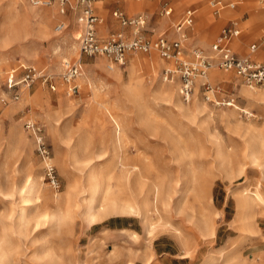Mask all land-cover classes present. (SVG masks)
I'll return each mask as SVG.
<instances>
[{
    "label": "rangeland",
    "instance_id": "374dc122",
    "mask_svg": "<svg viewBox=\"0 0 264 264\" xmlns=\"http://www.w3.org/2000/svg\"><path fill=\"white\" fill-rule=\"evenodd\" d=\"M131 1L144 4L151 21L171 3L173 16L158 32L169 37L184 10L196 8L194 31L213 34L206 42L188 40L205 48L229 21L264 12V0ZM60 10L58 0H0V264H264V89L211 70L207 81L217 91L206 93L197 80L184 102L176 80L163 81L174 62L155 51L130 53L108 70L106 59L79 53L78 0ZM111 12L98 13L102 38L121 32L117 22L102 29ZM238 27L231 47L248 55L264 36V22ZM252 58L264 61V54ZM79 59V91L71 95L59 77L62 60ZM27 67L51 76L56 90L36 80L20 86L12 102L6 76L15 71L19 80ZM230 99L233 106H222ZM28 121L43 130L58 191L44 179ZM158 197L159 212L150 219L146 210ZM201 222L213 235L201 236Z\"/></svg>",
    "mask_w": 264,
    "mask_h": 264
},
{
    "label": "built area",
    "instance_id": "2783aa9c",
    "mask_svg": "<svg viewBox=\"0 0 264 264\" xmlns=\"http://www.w3.org/2000/svg\"><path fill=\"white\" fill-rule=\"evenodd\" d=\"M58 1L61 7L60 12L64 13L67 0ZM94 2L95 0H78L80 6L78 22L83 28L82 33L77 38L79 53L87 57L106 59L108 70L124 64L127 55L130 53L155 51L162 60L174 62V69L165 68L163 70V81L173 83L176 80L178 94L184 102H189L192 99L197 80L202 81L201 86L206 93L217 91L207 81L208 73L211 70L233 73L240 83L248 89H264V61L252 58V55L258 50L264 54V36L259 44L254 43L249 46L248 55H240L231 47L233 40L240 36V30L235 24L226 25L221 29L208 51L200 48L187 50L184 31L193 24L194 13L188 9L178 22L172 26L174 37H168L165 33H161L155 39H149L146 36L148 23L146 14L127 17L122 12L114 11L112 17L119 22L120 26L128 28L129 33L121 31L102 38L97 30L98 25L102 23V19L94 13ZM38 4L49 5L50 2H38ZM170 13L171 10L164 6L162 14L169 16ZM61 30L62 26L58 25L57 31ZM14 73L15 71L8 72L5 81V88L10 92L9 100L12 102L19 100L20 86L29 89L36 80H41L51 91L56 90L52 77L34 67L24 68V75L19 80L15 78ZM81 74L82 65L80 60L62 62V71L59 77L67 92L71 95H76L79 91L76 80L81 77ZM2 102L7 103L6 100ZM233 103L234 100L230 99L222 106H233ZM24 127L29 136L34 139L35 153L43 164L44 179L54 191H58L60 182L42 128L32 121L26 122Z\"/></svg>",
    "mask_w": 264,
    "mask_h": 264
},
{
    "label": "crops",
    "instance_id": "0c3cea01",
    "mask_svg": "<svg viewBox=\"0 0 264 264\" xmlns=\"http://www.w3.org/2000/svg\"><path fill=\"white\" fill-rule=\"evenodd\" d=\"M139 1H141V0H136V2L138 3ZM144 1H153V0H144ZM132 1L131 0H95V2L93 3V9H94V13L97 15V16H99L98 15V13L99 12H101V13H104V12H106V14H108L109 15V12H111L112 10V12H114V11H119V12H122L125 16H127V17H129L128 15H131V14H133V13H135V12H137V11H140V10H144L143 12H141V13H138V14H136V15H134V16H137V15H140V14H146L147 16H148V23H147V27H146V36L149 38V36L147 35V33H152L153 35H155L156 33H158V32H160V29L162 28V25H163V23H164V19H169V18H171L172 16H173V13H174V9H173V6H172V4L171 3H169V2H166V3H164L163 4V6H162V8H161V10L159 11V13H158V16H159V18L157 17H154V19H153V21H151V15L146 11V6L144 5V4H134L133 6H132V4H131V6H130V3H131ZM97 4H99L98 6H95V5H97ZM182 4V3H181ZM148 5V4H147ZM179 5V4H178ZM215 5L216 6H220L221 8H223L224 7V5H222V1H217V2H215ZM164 6H166V8H169L170 10H171V13H170V15L169 16H165V15H163L162 14V10H163V7ZM225 6H227V7H229L230 9H233L234 7H235V5L234 4H227V5H225ZM131 7V8H130ZM188 9H190V10H192L194 13H193V24L190 26V27H188V28H186L185 29V31H184V33H185V35H186V49L188 50V49H190V48H200V49H203V50H205V51H208L209 50V47H210V45L213 43V41L215 40H213L206 48L205 47H203V46H199V45H197V44H195V43H201V42H206L207 40H209L210 38H211V36H212V34H213V29H210V30H207V31H205V32H203V33H201L200 35L199 34H196V32L194 31V28H193V26H194V23H195V15H196V13H197V9L196 8H187V9H185L184 10V12L186 11V10H188ZM112 12H111V16H112ZM184 12H183V14H184ZM183 14L181 15V17L183 16ZM79 17H80V11H79V14H78V19H79ZM100 17V16H99ZM130 17H133V16H130ZM180 17V18H181ZM101 18V17H100ZM113 18V17H112ZM78 19H77V22H78ZM102 19V18H101ZM248 21H252L253 22V25L255 26L254 28L256 29V28H258L261 24H263V22H264V12H262L261 14H256V15H254V16H250V15H246L243 19H241V21L240 22H242V23H245V22H248ZM102 22H103V19H102ZM116 22L119 24V22L116 20V19H114L113 18V20L110 18V16L109 17H107V23H105L106 25L102 28L103 30H105V32H109V30L110 29H113V28H117V24H116ZM178 22V21H177ZM240 22H237V21H235V20H233V21H229L226 25H232V24H235L236 25V27L239 29V23ZM79 23V22H78ZM259 23H260V25H259ZM80 24V23H79ZM81 25V24H80ZM120 25V24H119ZM225 25V26H226ZM100 26V25H99ZM122 29H121V31H124V32H126V33H128L129 32V29L128 28H123L122 26H120ZM224 27V26H223ZM240 30V29H239ZM162 33V32H161ZM161 33H158L157 34V36L159 35V34H161ZM172 33H173V29H172ZM240 33H241V30H240ZM195 34V35H194ZM152 35V36H153ZM190 35L192 36V37H190ZM197 35V36H196ZM219 35V34H218ZM156 36V37H157ZM169 37V36H168ZM170 37H174L173 35L172 36H170ZM195 38L196 40L194 41L195 43H190L189 42V40L188 39H192V38ZM263 37V36H262ZM261 37V38H262ZM261 38H260V40H261ZM150 39V38H149ZM260 40H259V42H260ZM200 41V42H199ZM259 42H254V43H257V44H259ZM233 43V42H232ZM254 43H252V44H254ZM232 45V44H231ZM251 45V44H250ZM249 45V46H250ZM249 46H248V49H249ZM248 52H249V50H248ZM80 60V59H79ZM209 74V73H208ZM115 78H117V77H115ZM211 78H213V75H211ZM220 79H217V81H219Z\"/></svg>",
    "mask_w": 264,
    "mask_h": 264
},
{
    "label": "bare ground",
    "instance_id": "6f19581e",
    "mask_svg": "<svg viewBox=\"0 0 264 264\" xmlns=\"http://www.w3.org/2000/svg\"><path fill=\"white\" fill-rule=\"evenodd\" d=\"M134 5V4H133ZM52 12L54 13V10H52ZM103 24V22L100 24V25H102ZM77 40V39H76ZM64 61H66V60H64ZM63 60H62V62H64ZM135 63V62H134ZM114 69H116V67H114L112 70H114ZM115 75H117V74H115ZM81 77H82V74H81ZM92 112H95L97 109H96V107L95 106H92ZM108 111V110H107ZM108 114H109V116H110V118H112V120H114V126H115V128H116V130H117V128H118V123L115 121V118H114V116L110 113V111H108ZM227 156V155H226ZM226 158V157H225ZM229 159V158H228ZM254 159V158H253ZM253 159H250V160H252V161H250L251 163L252 162H254L253 161ZM226 160H227V158H226ZM242 168V167H241ZM140 173V177H142V179H143V175H142V171H140L139 172ZM241 173V172H240ZM24 192V191H23ZM242 198V197H241ZM258 199H260V197H258ZM107 199H103V203H104V201H106ZM27 200L25 199V198H22V200H21V202L22 203H24V202H26ZM149 201V200H148ZM262 201V200H261ZM146 203H147V201H146ZM160 203H161V199H160V197H158V198H156V201H155V203H153V204H151L152 205V207L150 208V209H147L146 211L148 212V215L150 216V219H155L156 218V215L158 214V212H159V205H160ZM150 204V203H149ZM146 205L147 204H145V205H142V207H140V208H137L136 210H135V214H141V212H142V209H143V206H144V210H145V207H146ZM242 207V206H241ZM248 207V199L246 198V199H244L243 200V209H244V211H245V209ZM106 207H103L102 209L104 210ZM131 209V208H130ZM104 212V211H103ZM23 216H24V212H23V209H21V212H20V216H19V218H18V220H17V222H18V224L21 222V218H23ZM209 223V222H208ZM209 224H207V223H199V226H198V230H199V232L201 233V236L203 237V236H205V235H207V234H212L213 235V228L211 227V226H208ZM206 237H208V236H206ZM184 244V246H185V243H183Z\"/></svg>",
    "mask_w": 264,
    "mask_h": 264
}]
</instances>
